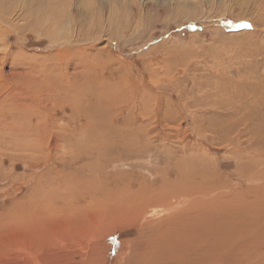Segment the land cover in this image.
Returning a JSON list of instances; mask_svg holds the SVG:
<instances>
[{"label":"rangeland","instance_id":"374dc122","mask_svg":"<svg viewBox=\"0 0 264 264\" xmlns=\"http://www.w3.org/2000/svg\"><path fill=\"white\" fill-rule=\"evenodd\" d=\"M4 55L0 94H42L64 135L31 145L36 117L9 135L0 107V264H40L26 247L63 264H264V0H0ZM149 194L167 201L137 216ZM34 208L47 226L28 244L12 224Z\"/></svg>","mask_w":264,"mask_h":264},{"label":"bare ground","instance_id":"6f19581e","mask_svg":"<svg viewBox=\"0 0 264 264\" xmlns=\"http://www.w3.org/2000/svg\"><path fill=\"white\" fill-rule=\"evenodd\" d=\"M8 55H10L9 53H7ZM8 55H4V56H2L1 57V60H0V62H6V61H8L7 59L11 56H8ZM11 58H12V56H11ZM11 62V61H10ZM58 83H59V81H58ZM72 85V84H71ZM11 88V87H10ZM2 95V96H1ZM46 95V94H45ZM84 95V94H83ZM0 96H1V98H0V107H8V109H7V107H6V109H7V111H8V115H11V117H12V119H11V121H8L7 122V124H5V126H3V128H5V130H7L8 131V134L10 135V134H14L15 133V131H22V128L24 127V125H20V124H17L16 123V118H19L20 117V120H22L21 118H24V120L23 121H25V122H27V123H31L32 122V120L36 117V124L33 126V128L31 129V130H29V131H34L35 133H37L36 135H38V136H36V138H32L31 140L32 141H30V143L29 144H33L34 146H41L42 144H45L47 147H49V149H54L55 147H56V144H55V141L56 140H58V137L59 136H61L62 137V135H64L63 133L61 134L60 132H58L57 130V132L56 131H52V129L50 128V127H52V125H53V119L51 120V122H50V120L48 121L46 118H47V105L46 104H42L44 101H45V103L47 102V100H48V98H45V97H42V94L40 95L39 93L37 94V96L36 97H34V96H32V95H24L25 97L26 96H29L28 98H26V99H29L31 102H33V105H36L35 107H33L32 105H30L29 103H27V102H22V100L20 99V98H22L21 97V95H15V96H13L14 97V99H17L16 100V102L15 103H8L7 101L9 100H7V98L8 97H10V96H8L7 98H5L6 96L5 95H3V94H0ZM19 98V99H18ZM10 99H13V98H10ZM23 99H24V97H23ZM25 99V100H26ZM3 101H6V103H4ZM13 101V100H12ZM49 102V101H48ZM2 104H5V106H1ZM37 107H41V109L40 108H37ZM5 110V109H4ZM3 109H1L0 108V121H2V118L4 119L5 118V116H6V114H5V111H4ZM20 110H22L21 112H19ZM26 111L27 112V116H22V112L23 111ZM22 116V117H21ZM52 118H53V116H52ZM56 120V119H55ZM3 122V121H2ZM52 123V124H51ZM58 123V122H57ZM2 124V123H1ZM0 124V125H1ZM21 124H23V123H21ZM55 125H56V123H55ZM54 127V126H53ZM2 128V127H1ZM16 128H18V129H16ZM55 128V127H54ZM53 128V129H54ZM28 129V128H27ZM60 130V129H59ZM25 131H27V130H25ZM24 131V132H25ZM2 132V131H1ZM23 131H22V133L19 135V136H24L25 137V133H24ZM56 132V133H55ZM5 133V132H4ZM55 133V134H54ZM7 134V135H8ZM29 136V135H28ZM33 136V135H32ZM35 137V136H34ZM13 139V138H12ZM45 139H46V141H45ZM17 142V141H16ZM29 142V141H28ZM31 144V145H32ZM30 145V147H32ZM34 148V147H33ZM32 149V148H31ZM203 169V168H202ZM63 185V184H62ZM167 188V187H166ZM63 189V188H62ZM141 189V188H140ZM171 189V188H170ZM161 190V189H160ZM166 190V189H165ZM149 191V190H148ZM154 192H155V190H153ZM158 191V190H157ZM181 191V190H180ZM163 192V191H162ZM173 192V191H172ZM30 193V192H29ZM38 193V192H37ZM40 193V192H39ZM57 193V192H56ZM164 193V192H163ZM170 193V192H169ZM173 193H176V192H173ZM172 193V194H173ZM179 193V192H178ZM42 194V193H41ZM160 194H161V191H160ZM166 194V193H165ZM37 195V194H36ZM164 195V194H163ZM168 195V193L166 194V196ZM171 195V194H170ZM205 195V194H204ZM34 196V195H33ZM171 196H173V195H171ZM176 195L174 194V198L176 199L177 197H175ZM195 196V195H194ZM200 196V195H199ZM53 197V196H52ZM61 197V196H60ZM165 197V196H164ZM180 197V196H179ZM32 198V197H31ZM168 198H169V196H168ZM170 199V198H169ZM44 200V199H43ZM171 200V199H170ZM181 200V199H180ZM192 200H193V198H192ZM42 201V200H41ZM165 201H167V199H165L164 200V198H163V196H161V195H159V194H154V195H151V194H149V196H146L145 198H144V200H141V201H139L138 200V202L139 203H137V204H133V205H131L132 207H129V209H131V211L132 212H134V213H136L137 214V216H138V214H143V215H145L148 211H147V208H149L151 205L153 206V205H155L156 203H162V202H165ZM169 201V200H168ZM179 201V200H178ZM39 202V201H38ZM46 202V201H45ZM205 202V201H204ZM35 203V202H34ZM169 203V202H168ZM179 203V202H178ZM194 203V202H193ZM197 204V203H196ZM195 204V205H196ZM130 205V204H129ZM158 205V204H157ZM193 205V204H192ZM44 206V205H43ZM194 206V205H193ZM194 208H195V206H194ZM32 209H33V207H32ZM37 208H34V212H33V216L32 217H30L29 215H28V217L30 218V220L32 221V222H34V223H31V222H29L25 217H19V218H17L14 222H13V224H12V226H13V228H15V230H16V232H17V234H20V236L19 237H21V239H23V240H25V242L26 243H30V242H33V235L39 230V229H37V228H40V226L41 227H43V228H45L46 226H47V223L46 224H44V225H38V224H36L37 222H42V220L44 221L45 219H40L38 216H37V214H35V210H36ZM150 209V208H149ZM163 209V208H162ZM166 209V208H165ZM171 209V208H170ZM40 210V209H39ZM176 210V209H175ZM204 210V209H203ZM127 211V210H126ZM172 211H174V210H172ZM54 212V211H53ZM91 212V211H90ZM92 212H94V213H96V214H100V213H98V211H92ZM93 213V214H94ZM121 213V212H120ZM102 214H104V213H102ZM109 214V213H108ZM191 215H193V214H191ZM198 215V214H197ZM93 217L91 218L92 219V221L93 220H98V216L97 215H92ZM104 216V215H103ZM122 216V217H121ZM121 216H116V217H111V216H109L108 218H107V220L105 219V222H104V220L102 221V220H100V221H97V224H102V225H100V228L101 229H103V230H107V229H109L111 226H116L117 224L119 225L120 224V222H124L123 220H126V216L125 215H121ZM136 216V215H135ZM27 217V218H28ZM125 217V218H124ZM133 217H134V215H133ZM60 218V217H59ZM137 218V217H136ZM103 219V218H102ZM129 219V218H128ZM132 219V218H131ZM135 219V217L132 219V220H134ZM146 221V220H145ZM102 222H104V223H102ZM149 222V221H148ZM59 223V222H58ZM128 223V222H127ZM183 223V222H182ZM5 224V229H8L9 228V226L10 225H8L7 223H4ZM33 224L35 225H37V227L35 226H33ZM62 224V223H61ZM68 224V223H67ZM59 225V224H58ZM76 226H77V224H75ZM75 225L73 226V224L71 225V224H69V226H67V230L69 229L70 230V228L72 227V229H73V231L75 232L76 231V227H75ZM148 225V224H147ZM185 225H186V223H185ZM194 225V224H193ZM149 226V225H148ZM182 226V225H181ZM119 227V226H118ZM57 228V227H56ZM95 228H97V227H95ZM94 228V229H95ZM3 229V228H2ZM63 229V228H62ZM13 230V229H12ZM14 230V231H15ZM68 230V231H69ZM93 230V229H92ZM2 231V230H1ZM14 231H12L13 232V234H14ZM161 231V230H160ZM11 232V231H10ZM93 232V231H92ZM97 232V231H96ZM39 233V232H38ZM93 233H95V232H93ZM164 233V232H163ZM16 235V234H15ZM75 235V234H74ZM182 235V234H181ZM188 235V234H187ZM73 236V235H72ZM164 236V235H163ZM184 236V235H183ZM39 238V237H38ZM48 238V237H47ZM96 238H97V236H96ZM19 239V238H18ZM37 239V238H36ZM164 240V239H163ZM190 241V240H189ZM149 242V241H148ZM42 243V242H41ZM40 245H42V244H40ZM26 246V245H25ZM43 246V245H42ZM23 248V247H22ZM27 248V254L29 255L28 257H32L33 258V262H35V261H37V262H39L40 264H52V263H54V264H63V262H62V258L61 257H56V260H55V258L53 257V256H49V255H44L43 256V254H45L46 253V251H44L43 250V247L41 248V247H26ZM51 248V247H50ZM12 249V248H11ZM6 250V249H5ZM20 250V249H19ZM18 250V251H19ZM1 251V250H0ZM10 251V250H9ZM22 251V250H21ZM26 252H25V254H26ZM16 254V253H15ZM163 255V254H162ZM264 255V254H263ZM9 256V255H8ZM19 256V255H18ZM27 256V255H26ZM55 256V255H54ZM25 257V256H24ZM46 259H45V258ZM65 258V257H64ZM28 259V258H27ZM53 259V261H51ZM246 259V258H245ZM19 260H22V258H20ZM247 260V259H246ZM23 261V260H22ZM21 261V262H22ZM25 261H28V260H25ZM32 261V260H31ZM147 261V260H146ZM249 261V260H248ZM30 262V261H29ZM36 262V263H37ZM95 262V261H94ZM17 264V263H16ZM70 264H76V263H73V262H70ZM97 264V263H96ZM101 264V263H100ZM249 264V263H248ZM262 264V263H261Z\"/></svg>","mask_w":264,"mask_h":264}]
</instances>
